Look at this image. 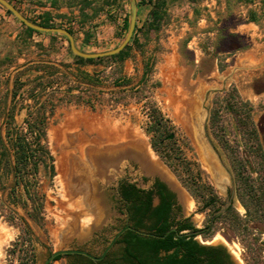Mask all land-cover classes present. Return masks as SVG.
<instances>
[{"label":"rangeland","instance_id":"rangeland-1","mask_svg":"<svg viewBox=\"0 0 264 264\" xmlns=\"http://www.w3.org/2000/svg\"><path fill=\"white\" fill-rule=\"evenodd\" d=\"M9 1L28 18L39 22L50 17L55 27L71 29L77 46L91 52L118 46L127 34L122 30L124 19L131 13L129 0ZM165 1L163 19L151 28L153 4L140 0L134 32L139 42L132 43L123 63L84 64L75 60L67 39L29 33L0 4V133L12 150L14 129L25 133L24 120L47 100L42 111L47 117L45 146L51 155H45L46 163L38 171L29 167L9 192L14 179L0 143V243L14 237L7 246L3 242L0 264H43L50 250L65 246L98 251L103 244L99 233L109 236L114 231L118 213L107 212L110 224L104 228L99 213L87 207L74 187L70 158L89 160L83 146L87 151L132 142L151 147L155 160L162 162L190 202L186 211L199 227L210 212H201L202 199L189 187L213 183L224 199L196 136L195 122L206 110L208 135L233 175L241 164L257 182L264 177V0ZM83 72L92 74L95 84H86ZM159 116L164 124L158 131L154 125ZM170 134L174 138L155 152L151 143ZM235 199L242 225L221 219L198 239L223 242L240 264H264V224L249 222ZM93 225L99 230L89 232Z\"/></svg>","mask_w":264,"mask_h":264},{"label":"trees","instance_id":"trees-1","mask_svg":"<svg viewBox=\"0 0 264 264\" xmlns=\"http://www.w3.org/2000/svg\"><path fill=\"white\" fill-rule=\"evenodd\" d=\"M149 2L153 4V9L151 11L152 22L150 23V27L156 28V26H158L157 24H160L163 19L166 1L149 0ZM137 3L139 5L140 0H137ZM7 12L12 14L9 10H7ZM29 19L38 22L30 17ZM38 23L46 27H55L50 17H47ZM129 23L130 15H127L124 19L122 28L124 34L128 31ZM22 24L31 34L42 33L27 27L24 23ZM69 31L74 34L71 29H69ZM135 34L130 43L118 54L89 59L74 55L75 60L80 64L104 60L123 63L130 56L133 48L132 43L134 44L135 42L136 44L139 42ZM52 35L62 36L67 39L64 35L58 33H52ZM88 42L89 38L87 37L85 43ZM84 50L87 51L86 49ZM83 75L85 76L84 80L86 84H95V79L92 74L89 72H83ZM81 82L82 81H79V83ZM55 92L56 90L52 91L51 94ZM46 102L47 100L41 102L35 112L29 115L26 120L27 131L25 133H20V130L13 131L15 134V136H13V147L15 174L18 178L16 181L17 185L20 184V179H22L24 173L29 167L32 171L36 172L39 169L40 163H46V156L51 159V155L45 146L47 117L42 109ZM163 124L160 116L156 117L154 126L158 131L162 129ZM31 135L33 136L32 141L29 139V136ZM162 139L164 138L160 137L155 140L153 142L154 147H160V141ZM261 157L264 159L263 153H261ZM50 169L53 173V164L50 166ZM250 172L245 173L243 165L241 164L236 167L235 174L237 181L239 182L237 187L238 195L247 210L249 222L254 221L264 224V177L261 178L260 182H257V179L251 176ZM189 188L196 196L203 195L202 185L193 183ZM210 190H212L211 187ZM135 195L138 196V194ZM137 202L140 204H137ZM133 203L134 209L130 212L133 226L152 231L155 234L160 235V237L144 236L133 230H128L118 241L119 243H123V245L113 253L109 254L103 261L96 263L90 259L83 258L84 262L82 264H230L229 256L225 249L215 245L202 244L196 239L198 234L207 236L211 230L198 229L188 220L176 222L171 218V202L165 195L162 196L161 203L152 210L150 200L149 202H146L140 196L133 199ZM211 205H214L213 200L206 203L205 206L210 207ZM235 220L237 226L242 225V222L238 218H235ZM148 221L149 224L147 223ZM174 227L175 229H173ZM29 232V229L25 228L24 235L27 238L26 240H30Z\"/></svg>","mask_w":264,"mask_h":264},{"label":"flooded vegetation","instance_id":"flooded-vegetation-1","mask_svg":"<svg viewBox=\"0 0 264 264\" xmlns=\"http://www.w3.org/2000/svg\"><path fill=\"white\" fill-rule=\"evenodd\" d=\"M8 114L10 115V112ZM28 117L24 120L23 122L24 124H26V120L28 119ZM14 130L18 131L20 130V128L16 127ZM171 135H173V137H171ZM173 138H174V134H170L164 139H162L160 141L161 142L160 147H163L168 141H171ZM10 142L13 150L12 153H11L12 151L11 148H9V146L3 139L2 134L0 133V143L3 148L2 152H4L7 156L6 167L8 168L10 174H12L14 179L12 184L9 186L8 191L14 192L17 187L16 181L18 178L15 174V167H14L13 138H11ZM151 146L155 150V152L157 153L161 152L160 147H154L153 143H151ZM106 149L109 151V153H113L121 156L119 158L118 164H113L109 168L97 166L94 163V160L90 154L97 151L98 149H94V151H92L91 153L88 151L89 154L87 157L89 158V160L87 161L83 160L82 157L80 158L76 157L74 161V166H77V168L80 169L81 174L79 178L74 179V187L77 190V192H81L84 195L85 200L88 203L87 207L99 213V217L100 219L102 218V223L104 224L103 226H105L104 228H107L110 224V217L107 214V212L109 210H114L118 213V216L116 218L117 223L114 226V231L109 236H107L106 232L104 231L99 233V236L103 240V244L102 246H100L98 251H95L87 246H65V247L83 249L95 255L96 257H100L104 252L105 248L110 243L113 235L117 231L121 230L127 225H129L131 228L126 229L119 236L113 247L101 259L95 260L84 254L73 253V254L58 255L54 258V260L50 264L54 263L55 261L63 257L68 258L67 264H82L84 262L83 258H87L92 260L93 262L99 263L103 261L109 254L113 253L114 251H116V249H118L120 246L123 245V243H119L118 241L119 239L122 238L123 234L126 231L128 230L135 231L133 229L135 228L146 231L148 233L155 234L152 231L136 228L133 226V222L131 221L130 218L131 217L130 212L134 209L133 199H136V197L138 196H140L146 202H149L150 200V206L152 210L161 203L162 196L165 195L167 199L171 202L170 205L171 218L174 219L176 222L188 220L198 229H206L212 231L215 228L218 221L221 219L229 218L236 223L235 218H238L241 221V218L238 217V214L235 211L236 210L235 198L238 197V199L240 200L237 189L238 185L236 183L237 181L236 174L233 175V173L230 171L229 168H227L224 162L222 164L223 165L222 167L225 169L228 175L229 172L231 173V175H229L230 183L228 182L227 177L224 176L221 168L219 170V168L217 167V173H218L217 176L219 177V184L217 183L216 177L214 176L216 183L220 185V187H222L223 189L224 199L220 196L213 183L202 184L203 195H201L200 198L202 199L201 202L203 205L200 210L201 212L208 210L210 212V216L208 221L205 223V225L203 227H199L196 224L195 220L193 219V214L189 213V211H186V205L188 210L190 209V202L186 203L185 197L183 194H181V191L172 189L168 185V183L162 180L158 175H153L150 171H146L142 168V165L139 162V160H141V157H143L145 161L148 163H151V161L155 160L154 155L151 152V147L146 146V148H142L140 146H137L135 142H132L123 146H119L118 148L117 147L112 148L113 150L109 148ZM126 153H128V156H126ZM135 155H138L139 160L135 158L136 157ZM2 156L3 155H0V165L4 164ZM40 165H43V163H40ZM210 187L212 190H210ZM135 194H138V196ZM211 200H213L214 205L213 206L211 205L210 207H206L205 206L206 203H208ZM227 202H229V205L226 211L215 217L212 223L211 220L213 215L216 212H218ZM240 203L242 204L241 200ZM137 204L140 203L137 202ZM242 206L245 209V216L246 218H248L247 210L243 204ZM147 223L149 224V221ZM175 227L173 229H175ZM98 230H99V226H97L96 230H92V231H98ZM144 236H153V235H144ZM199 236H203V234H198L196 236V239L198 241H200L198 239ZM81 238H85V235H81ZM200 242L205 245H215L204 241H200ZM215 246H218L226 250V253L229 256L230 264H237L234 261V259H236L237 261L238 259L233 255L231 251H229V249L224 245L223 242ZM53 251L54 250H50L47 256L45 257V259H47Z\"/></svg>","mask_w":264,"mask_h":264},{"label":"water","instance_id":"water-1","mask_svg":"<svg viewBox=\"0 0 264 264\" xmlns=\"http://www.w3.org/2000/svg\"><path fill=\"white\" fill-rule=\"evenodd\" d=\"M129 2H130V8H131L130 23H129V28H128L127 34H126L125 38L123 39V41L113 49L106 50V51H99V52H91V51H85V50L80 49L76 44L74 35L68 29L62 28V27H46L44 25H41V24L34 22L33 20L29 19L9 0H0V4L3 5L7 10H9L17 19H19L27 27L34 29L36 31H40V32L58 33V34L64 35L69 41L70 48H71L72 52L75 55L82 57V58H86V59L108 57V56L118 54L130 43V41L134 35L135 29H136L137 16H138V3H137V0H129ZM208 119H209V110H206L205 114H202V116H200V121L195 122L196 123V125H195L196 136H197V139H198V141H199V143L203 149V153H204L207 161H209V162L211 160L214 161L215 157L212 154V152H213L214 155L216 156V158L219 159L220 163L223 164V161L220 158L219 152L215 148L213 141L211 140L210 136L208 135V129H207ZM171 137H173V135H171ZM131 158H133V157H131ZM151 163L157 164V166L159 168L158 171H153L151 173L153 175H158L162 180L167 182L168 185L172 189L178 190L179 187L177 186L175 181L172 179V177H171L169 171L166 169V167L163 166L162 162H160L158 160H153V161H151ZM213 172L215 174L216 181L219 184V177L217 176V174H218L217 170H213ZM229 175H231L230 172H229ZM228 205H229V202H227L218 212H216L213 215L212 220H211L212 223H213L215 217H217L218 215H220L226 211ZM100 220L102 222V218ZM129 228H131V227L129 225H127L126 227L117 231L113 235L110 243L105 248L104 252L102 253V255L100 257H96L95 255H93V254H91L88 251L83 250V249L61 247V248L54 250L51 253V255L47 259H45L43 264H50L54 260V258L58 255L73 254V253L84 254V255H86L92 259H95V260L101 259L113 247V245L115 244V242L117 241L119 236L126 229H129ZM96 229H97V225H93V227H91V229H89V232L92 230H96ZM133 229L136 232L143 234V235H153L155 237H160V235L148 233L146 231L135 229V228H133ZM67 240H69V239H67ZM234 261L237 264H240L236 259H234Z\"/></svg>","mask_w":264,"mask_h":264},{"label":"bare ground","instance_id":"bare-ground-1","mask_svg":"<svg viewBox=\"0 0 264 264\" xmlns=\"http://www.w3.org/2000/svg\"><path fill=\"white\" fill-rule=\"evenodd\" d=\"M87 149H88V151L90 153L92 151H94V149L91 150L89 147ZM111 150H113V149H111ZM88 151L86 150V148L84 146L82 147V152L83 153H85V152L88 153ZM90 155L92 156V158L94 160V163L97 166H99V167H107V168H109L113 164H118L119 158L121 157L119 155H116V154H113V153H109V151L106 148L105 149L104 148H98L97 151L93 152ZM126 156H128V153H126ZM132 156H134V155H132ZM135 156H136L135 158L139 160L138 155H135ZM74 161L75 160L70 158V162H71V165H72L70 174L72 175L73 179H76V178H79V176L81 174V171H80V169L77 168V166H74ZM139 162L141 163L142 168L144 170H146V171L153 172V171H158L159 170L157 164L145 162V159L143 157H141V160H139ZM209 163L211 164L213 170H217L215 161L211 160ZM3 242H4V240H2L1 243H0V253H1Z\"/></svg>","mask_w":264,"mask_h":264},{"label":"clouds","instance_id":"clouds-1","mask_svg":"<svg viewBox=\"0 0 264 264\" xmlns=\"http://www.w3.org/2000/svg\"><path fill=\"white\" fill-rule=\"evenodd\" d=\"M14 239L13 236H8L5 240H4V244L5 246H7L8 244H10L11 240Z\"/></svg>","mask_w":264,"mask_h":264},{"label":"crops","instance_id":"crops-1","mask_svg":"<svg viewBox=\"0 0 264 264\" xmlns=\"http://www.w3.org/2000/svg\"><path fill=\"white\" fill-rule=\"evenodd\" d=\"M50 4H51V3H49V5H50ZM59 5H60V4H57L58 7H59ZM63 9H64V7L61 6V10H60V11H62Z\"/></svg>","mask_w":264,"mask_h":264}]
</instances>
